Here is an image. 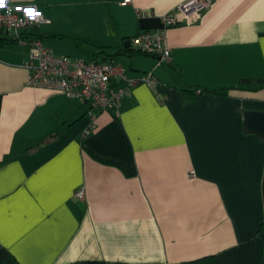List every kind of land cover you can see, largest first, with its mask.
<instances>
[{
	"label": "crops",
	"instance_id": "1",
	"mask_svg": "<svg viewBox=\"0 0 264 264\" xmlns=\"http://www.w3.org/2000/svg\"><path fill=\"white\" fill-rule=\"evenodd\" d=\"M12 1L50 19L22 36L158 85L95 108L30 85L28 46L0 30V251L16 264H264V137L244 124L264 111V86H244L264 77V0H214L168 27L170 61L130 40L182 0Z\"/></svg>",
	"mask_w": 264,
	"mask_h": 264
},
{
	"label": "built area",
	"instance_id": "2",
	"mask_svg": "<svg viewBox=\"0 0 264 264\" xmlns=\"http://www.w3.org/2000/svg\"><path fill=\"white\" fill-rule=\"evenodd\" d=\"M131 0H123L125 5ZM214 0H182L162 15L163 27L156 31L142 30L131 38V43L141 53L157 55L163 61L171 60V49L167 43L165 30L182 20L188 23L208 9ZM5 8L0 10V30L13 32L15 39L29 48L25 65L29 70L28 83L35 87H43L59 92L67 97L78 98L101 110L119 111L121 99L127 89L142 81L156 87L158 81L152 72L138 78H127L125 66L114 59H83L70 55L54 53L39 38H30L20 34L21 29L36 24L49 23L40 8L33 3H19L5 0ZM19 8V11L15 9ZM32 8L39 15L35 18L27 16L23 9ZM118 79H125V87H113ZM95 127L91 124L85 131L89 134ZM76 197H83L79 189Z\"/></svg>",
	"mask_w": 264,
	"mask_h": 264
},
{
	"label": "trees",
	"instance_id": "3",
	"mask_svg": "<svg viewBox=\"0 0 264 264\" xmlns=\"http://www.w3.org/2000/svg\"><path fill=\"white\" fill-rule=\"evenodd\" d=\"M254 82V83H251ZM250 84L249 86H247ZM252 84V85H251ZM244 86L250 87L252 89L264 86V77L257 79H245ZM259 233H264V222L259 227ZM17 259L6 249L0 251V264H16ZM70 264H113L107 261H97V260H88V261H77ZM152 264H161V263H152ZM181 264H220L215 255H205L200 258L184 261Z\"/></svg>",
	"mask_w": 264,
	"mask_h": 264
},
{
	"label": "water",
	"instance_id": "4",
	"mask_svg": "<svg viewBox=\"0 0 264 264\" xmlns=\"http://www.w3.org/2000/svg\"><path fill=\"white\" fill-rule=\"evenodd\" d=\"M244 124L246 131H254L264 137V111L246 110L244 115ZM264 238V233L261 234Z\"/></svg>",
	"mask_w": 264,
	"mask_h": 264
},
{
	"label": "snow or ice",
	"instance_id": "5",
	"mask_svg": "<svg viewBox=\"0 0 264 264\" xmlns=\"http://www.w3.org/2000/svg\"><path fill=\"white\" fill-rule=\"evenodd\" d=\"M23 12L30 18H35V16L39 15V13L35 12L34 9L29 8L23 9Z\"/></svg>",
	"mask_w": 264,
	"mask_h": 264
},
{
	"label": "clouds",
	"instance_id": "6",
	"mask_svg": "<svg viewBox=\"0 0 264 264\" xmlns=\"http://www.w3.org/2000/svg\"><path fill=\"white\" fill-rule=\"evenodd\" d=\"M5 0H0V10H3L5 8ZM29 9H32V8H29ZM16 11H19L20 9L17 8L15 9Z\"/></svg>",
	"mask_w": 264,
	"mask_h": 264
}]
</instances>
